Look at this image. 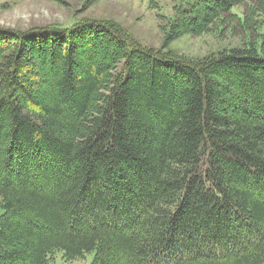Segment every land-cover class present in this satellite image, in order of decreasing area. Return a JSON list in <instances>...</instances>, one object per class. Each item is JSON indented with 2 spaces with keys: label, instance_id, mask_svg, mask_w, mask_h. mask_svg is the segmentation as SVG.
<instances>
[{
  "label": "trees",
  "instance_id": "trees-1",
  "mask_svg": "<svg viewBox=\"0 0 264 264\" xmlns=\"http://www.w3.org/2000/svg\"><path fill=\"white\" fill-rule=\"evenodd\" d=\"M183 1L168 44L246 39L0 28V264H264V0Z\"/></svg>",
  "mask_w": 264,
  "mask_h": 264
},
{
  "label": "rangeland",
  "instance_id": "rangeland-1",
  "mask_svg": "<svg viewBox=\"0 0 264 264\" xmlns=\"http://www.w3.org/2000/svg\"><path fill=\"white\" fill-rule=\"evenodd\" d=\"M185 5L183 0H115L89 3L88 0H0V28L28 32L51 27H73L81 21L110 22L128 34L137 44L155 49H166L187 60L202 59L223 49L237 47L246 39L242 31L222 26L212 34L194 37L185 35L167 43L169 24L176 20L177 9ZM241 21L243 8L231 12ZM179 14V13H178ZM264 33V31H262ZM261 44L262 38H255ZM167 45V46H166ZM3 210L0 208V215ZM211 248V246H208ZM94 254L81 260L68 262L62 253L51 264H92Z\"/></svg>",
  "mask_w": 264,
  "mask_h": 264
}]
</instances>
